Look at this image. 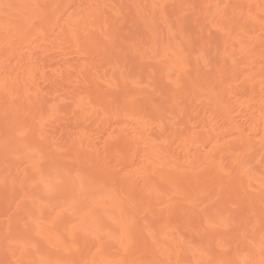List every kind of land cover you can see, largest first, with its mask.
<instances>
[{
	"label": "bare ground",
	"instance_id": "1",
	"mask_svg": "<svg viewBox=\"0 0 264 264\" xmlns=\"http://www.w3.org/2000/svg\"><path fill=\"white\" fill-rule=\"evenodd\" d=\"M0 264H264V0H0Z\"/></svg>",
	"mask_w": 264,
	"mask_h": 264
}]
</instances>
